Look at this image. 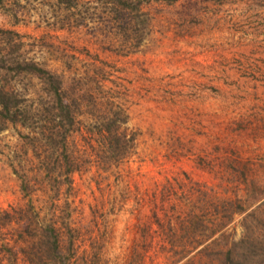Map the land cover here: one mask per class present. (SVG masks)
Returning a JSON list of instances; mask_svg holds the SVG:
<instances>
[{
    "label": "rangeland",
    "instance_id": "374dc122",
    "mask_svg": "<svg viewBox=\"0 0 264 264\" xmlns=\"http://www.w3.org/2000/svg\"><path fill=\"white\" fill-rule=\"evenodd\" d=\"M172 1L150 5L143 39L133 25L120 57L113 39L123 38L100 23L103 6L60 30L66 14L55 0H0V58L87 77L86 89L105 79L137 134L134 154L107 171L80 155L85 143L72 134L78 170L68 180L47 178L28 139L44 121L0 130V211L57 224L71 264H172L166 250L194 247L206 251L181 264H225L219 251L232 248L241 264H264V0ZM0 86L24 106L48 102L25 72L0 70ZM17 226L0 231V264H31L23 250L42 242Z\"/></svg>",
    "mask_w": 264,
    "mask_h": 264
},
{
    "label": "trees",
    "instance_id": "16d2710c",
    "mask_svg": "<svg viewBox=\"0 0 264 264\" xmlns=\"http://www.w3.org/2000/svg\"><path fill=\"white\" fill-rule=\"evenodd\" d=\"M158 1L55 0L53 4L63 6L62 9L66 14L59 26L60 30L84 24L81 21L87 20L91 10H94L93 14L98 15L101 13L100 6H103L104 16L100 23L111 25L114 33L123 38L113 39L114 41L119 40L120 47L116 53L121 57L123 56L121 54H126L124 43L129 38L133 25L139 27L137 34L143 39V34L148 30L150 21L148 20V8ZM174 1L179 0L172 2ZM10 62L8 59L0 58V70L25 72L39 78L44 84L43 93L48 102L40 103L35 108V105L24 106L17 92L0 86V130L4 129L9 122L18 123L26 120L27 116L45 122V127L39 131H33L28 139L33 142L32 148L39 158L47 178L51 179L54 174H57V179L64 176L70 180L71 174L78 170L76 165L78 160L68 153V140L74 133L79 134L85 143L86 152H82L80 155L87 156L89 159L93 156L95 164L104 171L122 163L134 154L137 148V134L129 133V128L126 126L128 124L127 109L121 101L122 98L119 99L115 96L112 93L113 89H103L102 83L105 79L92 77L96 87L86 89L87 77L82 78V76L75 75L68 80L64 75L40 65L34 60L17 61L13 63V66L9 65ZM120 86L123 88L124 85ZM38 144L39 147H37ZM223 203L229 210V206H235L236 198H225ZM244 212L245 208L242 205L239 206V209L232 210V214ZM27 213L24 209H14V213L2 211L0 213V231L15 222L18 224L17 227L20 228L22 236L27 234L26 236L32 237L40 234L43 238L42 242L32 246V252L27 253L23 250V254L29 258L31 264L36 261L46 262V264H71L70 245L66 249L63 247L57 224L46 225L41 222L40 224L37 222L38 215L33 219V216H28ZM14 214L18 217L14 218ZM189 214L194 216L193 211H190ZM25 220L28 221V224L22 229L21 223ZM208 238V240L212 239L213 235ZM203 251L206 249L194 247L184 253L166 250L163 254L167 255L168 260H172V264H181L191 258V255ZM8 252L11 256L16 257L13 247H8ZM219 253L226 255L225 264H241V261L236 260L237 256L233 248L227 249L225 253L223 251H219ZM143 257L144 255L140 254V258Z\"/></svg>",
    "mask_w": 264,
    "mask_h": 264
}]
</instances>
